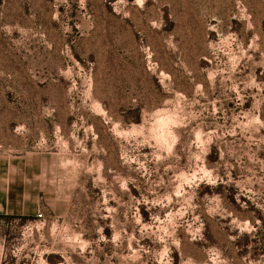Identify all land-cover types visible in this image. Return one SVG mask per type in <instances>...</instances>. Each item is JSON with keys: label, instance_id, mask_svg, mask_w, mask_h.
Masks as SVG:
<instances>
[{"label": "rangeland", "instance_id": "1", "mask_svg": "<svg viewBox=\"0 0 264 264\" xmlns=\"http://www.w3.org/2000/svg\"><path fill=\"white\" fill-rule=\"evenodd\" d=\"M0 264H264V0H0Z\"/></svg>", "mask_w": 264, "mask_h": 264}]
</instances>
